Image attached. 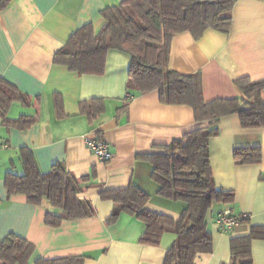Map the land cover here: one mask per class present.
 <instances>
[{
	"label": "crops",
	"instance_id": "crops-1",
	"mask_svg": "<svg viewBox=\"0 0 264 264\" xmlns=\"http://www.w3.org/2000/svg\"><path fill=\"white\" fill-rule=\"evenodd\" d=\"M123 0H12L0 10V79L13 85L25 102L12 103L8 118L34 117L24 130L1 125L0 139V241L13 234L31 243L34 257L54 260L83 257V264H163L176 240L173 231L162 234L158 246L144 245L139 238L144 225L135 216L120 213L108 224L113 203L100 197L103 191L133 185L150 196L145 208L177 221L183 202L157 195L151 179L152 166L138 156L161 154L162 148L188 132L207 126L195 122L191 108L165 105L156 90L126 99L130 56L108 50L101 75L83 74L53 63L54 53L71 34L86 24L97 33L104 24L101 12ZM227 34L207 30L199 40L188 32L171 41L168 68L181 75L201 73L205 102L242 97L233 81L248 77L264 80V0H235ZM62 100L64 117L56 115L54 96ZM100 98L104 112L93 121L80 114L82 101ZM264 102V89L261 91ZM122 111V109H124ZM218 133L209 142V164L216 188L234 193L231 204L214 203L206 216L212 250L199 253L193 264H227L232 239L246 237L250 228L264 227V128L244 129L237 115L222 117ZM88 139L105 141L112 157L101 162L88 148ZM259 146L261 160L241 165L233 159L235 148ZM26 149L42 174L57 163L75 178H94L77 197L88 201L94 214L64 220L56 228L45 216L61 215L47 200L31 205L23 194L7 195V173L23 174L20 150ZM246 215L228 233L216 224L220 212ZM252 264H264V239L250 243ZM28 264H33V260Z\"/></svg>",
	"mask_w": 264,
	"mask_h": 264
},
{
	"label": "trees",
	"instance_id": "trees-1",
	"mask_svg": "<svg viewBox=\"0 0 264 264\" xmlns=\"http://www.w3.org/2000/svg\"><path fill=\"white\" fill-rule=\"evenodd\" d=\"M12 0H0V10ZM235 0H123L101 12L104 24L94 33L86 24L70 35L66 44L53 55V63L66 66L80 75H101L105 68L108 50L116 49L130 56L126 82V99L156 90L159 101L165 105H182L191 108L195 122L207 126L186 133L179 140L162 148L161 154L138 156L152 166L151 179L158 185L157 195L164 199L185 203L179 219L150 212L145 205L150 196L131 185L127 189L103 191L100 197L112 201L114 207L107 221L115 222L120 213L135 216L144 225L139 242L158 246L166 231H173L176 240L166 252L163 264H193L199 253L212 250L206 216L214 203L231 204L232 191L216 188L209 164V142L217 135V125L222 117L237 115L244 129L264 128V102L261 91L264 80L252 81L240 77L233 81L242 97L215 99L205 102L202 94L201 73L181 75L168 68L172 38L188 32L199 40L207 30L227 34L231 27V12ZM25 102L20 92L10 83L0 79V117L5 128L24 130L31 126L34 117L8 118L14 102ZM56 115L64 117L62 100L54 96ZM80 114L89 121L104 112L100 98L82 101ZM122 109V111H124ZM23 174L7 173L4 178L8 196L23 194L31 205L42 200L61 210V215L45 216V224L56 228L64 220L83 219L94 214L88 201L77 194L94 185L90 176L75 178L63 164L57 163L47 174H42L30 151L20 150ZM259 146L235 148L233 159L237 164L260 162ZM264 179V177H262ZM247 222V219L241 223ZM264 239V227H251L246 237L230 242V261L227 264H252L250 243ZM31 243L13 234L0 241V264H83V257L72 256L54 260L34 257Z\"/></svg>",
	"mask_w": 264,
	"mask_h": 264
},
{
	"label": "built area",
	"instance_id": "built-area-1",
	"mask_svg": "<svg viewBox=\"0 0 264 264\" xmlns=\"http://www.w3.org/2000/svg\"><path fill=\"white\" fill-rule=\"evenodd\" d=\"M88 148L94 153L101 162H107L111 159L110 146L107 142L98 139H88L86 141ZM7 148V143L0 139V151ZM247 219L246 215L236 216L230 211L220 212L216 218L218 230L221 233H228L232 228L238 226L242 220Z\"/></svg>",
	"mask_w": 264,
	"mask_h": 264
}]
</instances>
